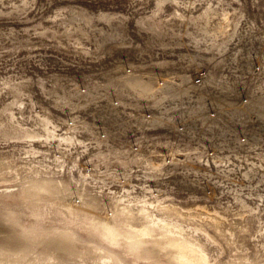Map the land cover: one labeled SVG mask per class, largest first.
Instances as JSON below:
<instances>
[{
  "label": "rangeland",
  "instance_id": "rangeland-1",
  "mask_svg": "<svg viewBox=\"0 0 264 264\" xmlns=\"http://www.w3.org/2000/svg\"><path fill=\"white\" fill-rule=\"evenodd\" d=\"M0 264H264V0H0Z\"/></svg>",
  "mask_w": 264,
  "mask_h": 264
}]
</instances>
